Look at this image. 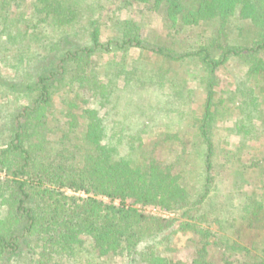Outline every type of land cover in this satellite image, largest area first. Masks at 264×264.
<instances>
[{
    "label": "trees",
    "instance_id": "trees-1",
    "mask_svg": "<svg viewBox=\"0 0 264 264\" xmlns=\"http://www.w3.org/2000/svg\"><path fill=\"white\" fill-rule=\"evenodd\" d=\"M133 8L199 33L184 49L155 43L119 16ZM131 48L204 69L184 155L197 173L159 156L149 115L137 128L120 110L125 88L147 87L138 61L95 58ZM236 59L243 76L220 98ZM0 63V264H264V157L245 159L264 135V0H0Z\"/></svg>",
    "mask_w": 264,
    "mask_h": 264
},
{
    "label": "rangeland",
    "instance_id": "rangeland-1",
    "mask_svg": "<svg viewBox=\"0 0 264 264\" xmlns=\"http://www.w3.org/2000/svg\"><path fill=\"white\" fill-rule=\"evenodd\" d=\"M119 16L122 19L129 17L138 21L142 25L143 35L150 38L151 41L172 46L174 44L177 49L187 47L188 40L186 37L188 35L196 37V34L199 33L198 29L190 31L191 33L184 32L181 34L176 33L174 30L170 31L165 25L163 14L152 10L138 11L133 8L128 11L123 10L119 13ZM108 20L107 17L103 18V22L108 23ZM109 35L110 28L106 26L102 32L103 39H107ZM95 61L97 63L114 61V64L118 67L121 65L126 66L125 63L130 61H138L136 69L133 70L134 72L132 71V78L134 81L143 80L147 87L144 90L125 88L122 93L120 110L124 113L127 112V115L133 119V126H137V128L142 127L144 120L147 121L145 117L149 115L150 124L155 125L157 123L161 125L155 129L153 126L150 128L154 141L157 139V141H160V146H163L162 150L160 148L161 151L158 152L159 156L169 162L172 160L180 161L182 164H177L175 171L182 169L184 163L190 160L193 166L184 169V171L186 173L191 171L197 173L201 169L200 158L196 156L193 159H187L184 155L188 151L191 153L196 150L195 121L203 111L205 99L202 84L204 69L198 60L170 61L150 51L131 48L126 54L122 52L98 54ZM0 70L4 73L10 71L3 63H0ZM244 70V62L236 59L218 72L216 86L218 97L226 98L228 91L236 90V84L243 76ZM119 88L120 90L124 88L122 78L119 81ZM218 125L222 129L232 125V122L220 121ZM233 142H237L235 136L227 140L220 139V148L222 150H233ZM250 144L254 148H251V152L246 153L245 159H249L252 152L260 156L263 154L264 157V135L258 139H253ZM147 210L157 215H171L156 207H149Z\"/></svg>",
    "mask_w": 264,
    "mask_h": 264
}]
</instances>
